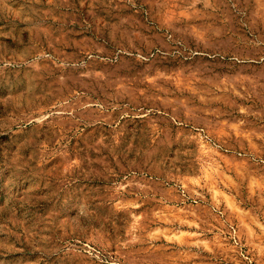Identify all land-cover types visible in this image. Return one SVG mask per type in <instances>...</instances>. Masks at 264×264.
Instances as JSON below:
<instances>
[{
  "label": "rangeland",
  "instance_id": "obj_1",
  "mask_svg": "<svg viewBox=\"0 0 264 264\" xmlns=\"http://www.w3.org/2000/svg\"><path fill=\"white\" fill-rule=\"evenodd\" d=\"M0 264H264V0H0Z\"/></svg>",
  "mask_w": 264,
  "mask_h": 264
}]
</instances>
